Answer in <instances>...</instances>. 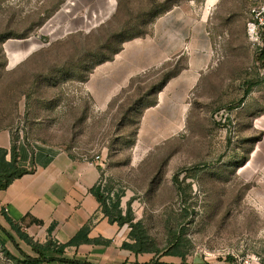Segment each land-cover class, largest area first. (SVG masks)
I'll return each mask as SVG.
<instances>
[{"label": "rangeland", "instance_id": "obj_1", "mask_svg": "<svg viewBox=\"0 0 264 264\" xmlns=\"http://www.w3.org/2000/svg\"><path fill=\"white\" fill-rule=\"evenodd\" d=\"M110 4L0 0V130L103 154L104 194L120 195L151 250L178 249L181 264L264 255V59L248 41L250 1ZM9 231L0 264H27L19 248L38 255Z\"/></svg>", "mask_w": 264, "mask_h": 264}, {"label": "crops", "instance_id": "obj_2", "mask_svg": "<svg viewBox=\"0 0 264 264\" xmlns=\"http://www.w3.org/2000/svg\"><path fill=\"white\" fill-rule=\"evenodd\" d=\"M111 0H83V6L110 8ZM117 0H115L116 2ZM184 36L179 32L177 39ZM175 43L164 46L172 53ZM184 49V48H182ZM125 51V50H123ZM122 56L121 54H119ZM119 68H125L121 65ZM120 74L125 72L121 69ZM121 77V76H120ZM163 100L160 95L159 103ZM16 144L18 164L29 172L15 179L9 187L0 190V225L10 229L8 219L22 226L25 232L41 243L51 240L67 245L85 226L90 227L91 242L67 245L65 255L90 264H152L159 257L162 264H181L175 255L135 253L123 248L131 240L129 224L111 222L102 204L94 194L103 176V168L93 159L74 156L68 150L28 138H15L10 130H0V149L12 159ZM256 254L264 264V255Z\"/></svg>", "mask_w": 264, "mask_h": 264}, {"label": "trees", "instance_id": "obj_3", "mask_svg": "<svg viewBox=\"0 0 264 264\" xmlns=\"http://www.w3.org/2000/svg\"><path fill=\"white\" fill-rule=\"evenodd\" d=\"M261 59H264V48L260 52ZM29 170L22 168L18 164V152L16 144L13 146L12 149V159H7V151L4 149H0V190L6 189L9 185L17 178L23 176L24 174L28 173ZM94 194L97 196L99 201L102 204L103 211L109 217L111 222H118L120 224H129L132 228L131 230V240L130 242H125L123 244V248L131 250L137 254L139 253H150L155 252L157 255L166 254V255H175L184 257V254L180 250H167L163 253L154 251L146 247L148 242V237L144 230L142 223L134 222L131 213H123L122 208L120 207V195H118L115 199L108 198L104 194V188L101 184H98L97 187L93 189ZM10 224V228L15 231L19 237L24 240L31 248L38 254L36 257L30 256L23 252L19 247L20 252L23 254L25 258V262L27 264H49L51 262H58L59 264H90L84 263L74 258L64 257L65 255V248L67 245H79L83 242L88 243L91 242V239L88 237L90 227L85 226L83 227L77 235L72 238V240L67 245H60L57 243L52 242L51 240L47 241L46 243H40L34 241L31 235L28 232H25L22 229V226L15 223L13 220L8 219ZM2 231L10 237L13 241L14 236L9 231V229L4 228L0 225ZM178 248V247H177ZM48 252H55L60 254L61 257H49L46 255ZM231 258V257H230ZM228 258L227 260L230 261L232 259ZM152 264H162L159 261V257L153 261Z\"/></svg>", "mask_w": 264, "mask_h": 264}, {"label": "built area", "instance_id": "obj_4", "mask_svg": "<svg viewBox=\"0 0 264 264\" xmlns=\"http://www.w3.org/2000/svg\"><path fill=\"white\" fill-rule=\"evenodd\" d=\"M251 4L250 18L247 23V36L250 45L257 52H261L264 48V0H249ZM93 160L99 163L104 168L106 159L103 154H96ZM104 188V180L99 182ZM237 264H262L261 257L256 254H246L236 256Z\"/></svg>", "mask_w": 264, "mask_h": 264}, {"label": "bare ground", "instance_id": "obj_5", "mask_svg": "<svg viewBox=\"0 0 264 264\" xmlns=\"http://www.w3.org/2000/svg\"><path fill=\"white\" fill-rule=\"evenodd\" d=\"M216 0H209V7H208V9L210 8V6L212 5V3H214ZM73 2V1H72ZM114 2V0H111L110 1V3H113ZM76 3L77 2H73V3H71V4H73L74 6H76ZM69 6H70V4H69ZM71 7V6H70ZM71 9V8H70ZM70 9L68 10L67 9V12H70ZM63 11V10H62ZM66 11V10H65ZM62 13V12H61ZM68 16V15H67ZM61 18H62V16H61ZM53 22V21H52ZM50 29V28H49ZM35 42H37V41H35ZM25 54V53H24ZM23 52H19V53H13V54H11V60L13 61V62H15V61H17V60H19L23 55Z\"/></svg>", "mask_w": 264, "mask_h": 264}]
</instances>
